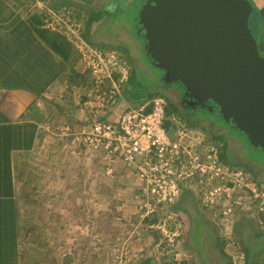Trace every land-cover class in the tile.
Listing matches in <instances>:
<instances>
[{
	"label": "rangeland",
	"instance_id": "374dc122",
	"mask_svg": "<svg viewBox=\"0 0 264 264\" xmlns=\"http://www.w3.org/2000/svg\"><path fill=\"white\" fill-rule=\"evenodd\" d=\"M141 1L138 0L129 9H124L115 16L104 17L96 14V18H93L94 23L92 22L91 25L95 40L105 42L106 36H120L119 39L126 46L128 53H123L121 49L101 48L89 44L83 36L86 30L84 27L87 24L83 10L74 12L66 6L52 7L48 1L44 0H20L15 4L19 5L22 14L29 11L33 15L43 17L46 28L60 32L66 38L71 51L67 87L64 85L62 88L63 94L64 91L66 93L60 101H56L57 104L54 103L57 111L62 105L68 111L70 110L68 116L65 112L62 118L58 112L55 115L57 125L55 128L48 129L49 133L46 134L48 142L35 154L39 157L36 160L37 165L29 162L31 159H26L22 165L26 174L27 169H30L28 166L34 168L30 169L28 174L30 177L25 175L26 182L22 181L28 185V179L34 180L37 175L34 172L37 167L41 173L46 163L47 168L55 158L61 157L63 160L66 156L67 170L63 168L60 170V166L54 161L52 173L57 172L55 176H59L56 179L57 188L67 189L65 195L69 202L67 203L69 209L62 215L58 212L54 214L58 220L57 224H61L59 220L64 224L44 226L50 229L47 237L37 239V242L33 240L31 244L35 246V250L31 254L30 261L33 262L32 264H39V261L41 264H143L144 262L149 264H243L245 257H248V246L252 254L248 264H264V209H261L263 201L256 197L264 195V153L261 149L252 146L241 133L212 112L183 110L188 117L204 120V122L195 120L197 125L191 128L200 131L207 139L211 137L215 145L210 142L216 149L224 151L226 149L228 153L226 155L231 163L224 165L221 160L220 162L228 169L227 171L244 174L246 178L244 188L240 191L233 189L232 196L219 193L205 198L204 188L207 192H212L230 181L227 179L212 181L204 187L198 185L202 178H197L199 180H195L190 190L182 192L176 203L139 207V202L144 204L150 201L155 204L157 199L149 195L147 199L141 196L136 197L140 191L135 190L134 176L131 173L111 182L100 172H96L97 166L71 159L67 154L68 150L71 151V139L63 133V126H70L73 131H76L82 127L85 119H91L95 115L103 118L112 110L110 118H118L128 103L138 105L147 98L146 96L165 92L155 84L156 78L162 71L156 68L148 58L144 48L145 42L136 28L138 26L137 12ZM49 5L51 7L48 10ZM255 13L251 26L260 40L257 27L261 25L256 9ZM54 15L60 17L68 26L66 27L63 21ZM54 20H58L62 27L55 25ZM78 28L81 31L79 37L73 33ZM86 46L102 51L106 57L113 56L117 62L121 63L120 70L123 72L112 73L113 70L110 71L109 67L105 68L102 65L98 66L99 69L93 70L94 68L88 65ZM134 67L135 71L132 74ZM108 74L112 75L111 79ZM130 74H132L131 80L128 82ZM168 96L176 99L172 93ZM128 97L131 101L125 100ZM158 97L161 96L155 98ZM76 105L86 112L85 115L83 114L84 118L80 123L65 125V122L73 120L72 112L75 113L73 108ZM177 117L179 118V115ZM77 121L76 118L74 122ZM60 123H63L62 128L58 126ZM217 135L223 139L215 140L214 137ZM234 156L241 158L248 156V159L256 161L263 167V169H255L256 173L262 175L261 178L253 179L254 175H249L242 168L231 169L238 167L235 166L237 162L234 161ZM39 163L41 168L38 166ZM65 172L68 174L64 175ZM61 175L66 176L64 180L59 179ZM46 177L43 176L40 179H47ZM187 192L189 198L178 205L183 199L182 195ZM176 205L178 206L175 207ZM227 209H230L233 214L227 212ZM39 236L43 235H36V237ZM261 236L263 237L260 241H257L256 238Z\"/></svg>",
	"mask_w": 264,
	"mask_h": 264
},
{
	"label": "crops",
	"instance_id": "0c3cea01",
	"mask_svg": "<svg viewBox=\"0 0 264 264\" xmlns=\"http://www.w3.org/2000/svg\"><path fill=\"white\" fill-rule=\"evenodd\" d=\"M17 1L20 0H0V264H32L31 254L35 250V246L31 244L33 240L37 242V239L47 237L50 229L44 226L64 224L61 220V224H57L54 214L58 212L62 215L69 209L65 195L67 189L57 188L56 179L59 176H55L57 172L52 173L54 161L58 163L60 170L66 169V156L63 160L61 157L55 158L47 168L46 163L41 173L37 167L34 171L37 175L34 180L28 179V185L22 182H26L25 175L30 177V169H34L28 166L30 169H27L26 174L22 165L26 159H31L29 162L37 165L39 157L35 154L48 142V129L57 125V112L60 118L64 112L68 116L70 110L62 105L61 111H57L54 103L57 104L56 101H60L66 93L64 91L63 94L62 88L64 85L67 87L70 69L69 59L56 53L50 44L41 39L29 21L32 12L22 14L19 5H15ZM44 1H48L52 7L66 6L74 12L83 10V16L89 20L96 14L115 16L116 13L129 9L138 0ZM250 1L258 11V20L263 30L264 0ZM73 109V120L65 122V125L80 123L84 118L86 112L82 108L76 105ZM112 112L113 110L109 111L107 115L110 116ZM76 118L78 121L74 122ZM118 118L110 119L116 121ZM62 124L58 126L62 128ZM65 128L63 126L62 129ZM67 154L71 159L97 166L99 170L96 172H100L111 182L131 173L134 176L135 190L140 188L139 181L131 170L119 169L108 177L104 164L95 154L89 151L85 153V150L78 155L68 150ZM38 166L41 168L40 163ZM64 175L59 179L64 180ZM43 176L48 178L40 179ZM37 234L43 236L39 238L36 237ZM38 263L41 264V261Z\"/></svg>",
	"mask_w": 264,
	"mask_h": 264
},
{
	"label": "water",
	"instance_id": "95a60500",
	"mask_svg": "<svg viewBox=\"0 0 264 264\" xmlns=\"http://www.w3.org/2000/svg\"><path fill=\"white\" fill-rule=\"evenodd\" d=\"M253 13L250 0H142L138 9L147 54L163 77L264 147V56Z\"/></svg>",
	"mask_w": 264,
	"mask_h": 264
},
{
	"label": "built area",
	"instance_id": "2783aa9c",
	"mask_svg": "<svg viewBox=\"0 0 264 264\" xmlns=\"http://www.w3.org/2000/svg\"><path fill=\"white\" fill-rule=\"evenodd\" d=\"M54 17L62 20L56 15ZM53 23L62 27L58 20ZM63 23L68 26L65 21ZM80 32L78 28L73 33L79 37ZM85 48L88 65L93 70L102 65L113 70L112 73L123 72L120 70L121 63L113 56L106 57L102 51L88 46ZM111 76L108 74L110 79ZM166 105L161 97L147 100L135 107L128 104L116 121L110 119L108 113L105 117L109 116V119L95 115L91 119H85L78 130L73 131L68 126L63 133L71 139V153L78 155L85 150V153L89 151L95 154L104 164L106 176L114 175L119 169L133 171L140 187L136 197L147 199L153 196L157 199L155 204L150 201L144 204L139 202V207L174 204L182 192L190 190L195 180H199L197 178H202L198 185L204 187L212 181H230L229 185L225 183L212 192H207L204 188L205 198L219 193L232 196L233 189L242 190L246 180L244 174L228 172L220 162L217 149L206 136L189 127L177 116H169ZM167 121H170V127L166 126ZM223 194L220 195L224 196ZM256 197L263 201L261 209H264V195ZM227 212L233 214L230 209Z\"/></svg>",
	"mask_w": 264,
	"mask_h": 264
},
{
	"label": "trees",
	"instance_id": "16d2710c",
	"mask_svg": "<svg viewBox=\"0 0 264 264\" xmlns=\"http://www.w3.org/2000/svg\"><path fill=\"white\" fill-rule=\"evenodd\" d=\"M252 5H253V3H252ZM255 9H256V7L254 6V13H253L252 20L254 19V16L256 14L255 13ZM137 16H138V12H137ZM93 18H96V17L92 16V18H90L89 20H87L86 27H84V28H86V30L83 32V36H84L85 39H87V41L89 42V44H92L93 46H96V47L98 46V47H101V48L121 49L123 51V53H128V50H127L126 46L123 45L121 43L122 41H120V39H119L120 36H116V35L115 36L112 35V37L111 36L110 37L106 36L107 39L104 40V41L107 42V43L100 42V41L95 40L96 37H93L92 36V31H91V25L94 23L93 22V20H94ZM29 21H30L31 25L35 28L36 33L41 37L42 40H44L46 43L50 44L51 47L54 49V51H56V53H58L59 55L63 56L64 58L69 59V54H71L70 47H69L68 42L66 41V38L63 35H61L60 32L58 33L57 31H51V29L50 30L47 29L46 28V23H44L43 17H40V16L38 17L37 15H31L30 18H29ZM137 21H138V26L136 28L138 29V33H141L140 35L142 36V38H143V40L145 42L144 35L141 32L140 26H139V17H137ZM251 25H253L252 21H251ZM252 28H253V26H252ZM257 28H258L257 29V32L260 35V40L258 39V37H256L257 38V45L259 47L260 54L263 55L264 54V29L262 30L261 29L262 28L261 26H259ZM145 46H146V44H144V48H145V51H146V54H147V48ZM147 56L150 59V61L152 62V64H153V61L150 58V56L148 54H147ZM154 66L156 67V65H154ZM156 68H158V67H156ZM158 69H160V68H158ZM160 70L164 73V71L162 69H160ZM134 71H135V67H134V69L132 71V74H134ZM132 74H130L129 79H128V82L131 80L130 78H131V75ZM159 77H160V75L156 78L155 84L158 85V88H161L162 90H164L167 93H165V92L164 93H161L160 92V93H156L154 96H149V97L146 96L147 98H145L141 103L146 102L147 100H152L153 98H155L157 96H161V98H163L165 100L166 104H167L166 105L167 114L169 116H171V115L178 116L179 115V118L182 119L183 121L187 122L186 124L189 127H195L197 125V123L194 122L195 120H199V121H203V122H204V120L203 119L200 120L199 118H196V117H188V116H186L187 114L183 113V110H186V111H195V112H198V111H200V112H202V111H208V112H212L213 114H215L216 116H218L219 118H221L222 120H224L218 114L217 110L210 111L207 108H201V107H198V108L197 107L184 108L182 106V104H180L179 101H177V99L174 100V99H171V97L168 96L169 93H175L176 95L179 96L178 92L175 91L176 89H175L174 86L176 84L177 86H179V88H181V89L184 90V88L182 87V85L179 84V83H176V81L170 82V81H168L167 78H165L163 76L160 77V78ZM172 91H174V92H172ZM119 98L120 97H118V99ZM125 100L131 101L129 97L127 99H125ZM128 104H130V105H132L134 107L137 106V105H135L132 102L131 103H128ZM226 123L230 127H232L233 129H235L239 133H241L235 127V125H233L230 121H228ZM170 125H171L170 121H167L166 126L167 127H170ZM241 135L244 136L249 141V139L245 135H243L242 133H241ZM214 139L215 140H220V139H223V137H220V136L217 135V136L214 137ZM208 140L211 141L215 145V143H214V141H213V139L211 137ZM251 145L254 146L253 144H251ZM255 148L261 149L263 151V153H264V147H255ZM217 151H218L219 159L223 162V164L224 165L225 164L230 165L231 162L229 161L230 158L227 157V155H226V154H228L226 152V149H225V151L224 150H221V149L220 150L217 149ZM233 159H234V161L236 160L237 163L235 164V166H238V167H235V168L233 167L231 169H241L242 168V170H244V172L248 173L249 175H254V178L253 179L257 180L259 177L261 178L262 175L256 173L255 172V169L256 170L263 169V167L259 166L256 161L251 160V159H248V156H245V158H241V157H238V156H234ZM233 159H231V160H233ZM234 161H233V163H234ZM263 171H264V169H263ZM188 195H189L188 192L185 193L184 195H182L183 196V199H182V201L178 205H180L182 202H185V200L189 198ZM178 205H176L175 207H177ZM262 237L263 236H261L259 238H256V240L257 241H260V239ZM247 249H248V253H247V256L248 257H245L247 260L246 259L243 260V262L245 264H248V260H249L250 256H252L251 250L248 248V246H247ZM202 261H203V259H202ZM146 263H149V262H146Z\"/></svg>",
	"mask_w": 264,
	"mask_h": 264
},
{
	"label": "flooded vegetation",
	"instance_id": "af4514ba",
	"mask_svg": "<svg viewBox=\"0 0 264 264\" xmlns=\"http://www.w3.org/2000/svg\"><path fill=\"white\" fill-rule=\"evenodd\" d=\"M162 76H163V72L161 73L160 77H162ZM175 87H178V88H176L175 91L178 92L179 96L176 95L175 93H172V94L175 96V98L177 99V101H179V103L182 104V106L184 108H190V107H197L198 108L200 106L199 104L194 103L193 100L190 101L188 99V97L185 98V91L183 89L179 88V86H175ZM172 92H174V91H172ZM205 108H207V106H205Z\"/></svg>",
	"mask_w": 264,
	"mask_h": 264
}]
</instances>
